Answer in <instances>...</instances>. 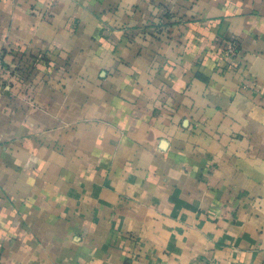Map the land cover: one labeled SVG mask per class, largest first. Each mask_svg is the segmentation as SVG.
<instances>
[{"label":"crops","instance_id":"crops-1","mask_svg":"<svg viewBox=\"0 0 264 264\" xmlns=\"http://www.w3.org/2000/svg\"><path fill=\"white\" fill-rule=\"evenodd\" d=\"M0 50V264H264V0H0Z\"/></svg>","mask_w":264,"mask_h":264},{"label":"built area","instance_id":"built-area-1","mask_svg":"<svg viewBox=\"0 0 264 264\" xmlns=\"http://www.w3.org/2000/svg\"><path fill=\"white\" fill-rule=\"evenodd\" d=\"M240 53V45L237 42H228L225 45L223 54L227 61L235 60ZM9 73V68L4 62V54L3 51L0 50V83L4 82V75Z\"/></svg>","mask_w":264,"mask_h":264}]
</instances>
